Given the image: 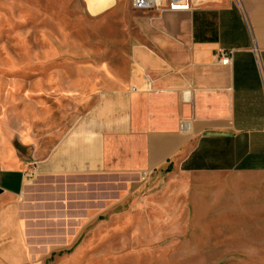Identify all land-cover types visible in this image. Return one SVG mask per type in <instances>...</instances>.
<instances>
[{"label":"crops","instance_id":"1","mask_svg":"<svg viewBox=\"0 0 264 264\" xmlns=\"http://www.w3.org/2000/svg\"><path fill=\"white\" fill-rule=\"evenodd\" d=\"M188 4L127 1L121 69L103 70L94 105L51 144L0 128V264H32L27 228L83 225L109 209L110 180L125 190L142 173L182 179L184 219L214 196L218 223L233 221L220 225L264 226V0Z\"/></svg>","mask_w":264,"mask_h":264},{"label":"rangeland","instance_id":"2","mask_svg":"<svg viewBox=\"0 0 264 264\" xmlns=\"http://www.w3.org/2000/svg\"><path fill=\"white\" fill-rule=\"evenodd\" d=\"M119 1L0 0V128L51 144L94 105L103 70L121 69L131 21ZM181 180H128L125 190L110 180L102 215L27 228L31 263L264 264L263 222L220 225L214 196L184 219ZM70 213L69 222L88 218Z\"/></svg>","mask_w":264,"mask_h":264},{"label":"built area","instance_id":"3","mask_svg":"<svg viewBox=\"0 0 264 264\" xmlns=\"http://www.w3.org/2000/svg\"><path fill=\"white\" fill-rule=\"evenodd\" d=\"M166 5V7H164ZM131 6L133 10L137 11H163L165 9L170 11L175 10H188L189 4L188 0H131ZM218 63L226 66L230 64L231 58L227 56L224 50H219L217 53ZM33 174H27L26 179H32ZM141 179H145L147 177L146 173H142L140 175Z\"/></svg>","mask_w":264,"mask_h":264},{"label":"trees","instance_id":"4","mask_svg":"<svg viewBox=\"0 0 264 264\" xmlns=\"http://www.w3.org/2000/svg\"><path fill=\"white\" fill-rule=\"evenodd\" d=\"M19 151L22 150V148L20 146L17 145L16 147Z\"/></svg>","mask_w":264,"mask_h":264},{"label":"water","instance_id":"5","mask_svg":"<svg viewBox=\"0 0 264 264\" xmlns=\"http://www.w3.org/2000/svg\"><path fill=\"white\" fill-rule=\"evenodd\" d=\"M0 193H1V190H0Z\"/></svg>","mask_w":264,"mask_h":264}]
</instances>
